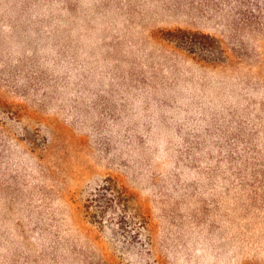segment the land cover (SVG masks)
<instances>
[{"label":"rangeland","instance_id":"rangeland-1","mask_svg":"<svg viewBox=\"0 0 264 264\" xmlns=\"http://www.w3.org/2000/svg\"><path fill=\"white\" fill-rule=\"evenodd\" d=\"M0 264H264V0H0Z\"/></svg>","mask_w":264,"mask_h":264},{"label":"trees","instance_id":"trees-1","mask_svg":"<svg viewBox=\"0 0 264 264\" xmlns=\"http://www.w3.org/2000/svg\"><path fill=\"white\" fill-rule=\"evenodd\" d=\"M249 22L250 23H252V22H254V15H251V16H249ZM109 191V190H112L110 187H104L103 188V191Z\"/></svg>","mask_w":264,"mask_h":264}]
</instances>
